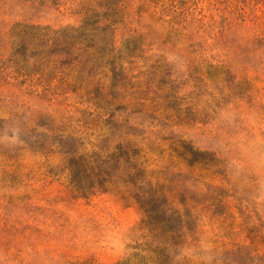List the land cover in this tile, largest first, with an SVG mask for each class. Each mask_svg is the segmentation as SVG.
Returning a JSON list of instances; mask_svg holds the SVG:
<instances>
[{
	"label": "rangeland",
	"instance_id": "1",
	"mask_svg": "<svg viewBox=\"0 0 264 264\" xmlns=\"http://www.w3.org/2000/svg\"><path fill=\"white\" fill-rule=\"evenodd\" d=\"M82 1L0 0V264H264V0H116L113 26L89 21L102 41L77 89L23 83L18 25L78 28ZM122 137L183 216L170 243L114 166L73 188L92 179L69 159Z\"/></svg>",
	"mask_w": 264,
	"mask_h": 264
},
{
	"label": "trees",
	"instance_id": "2",
	"mask_svg": "<svg viewBox=\"0 0 264 264\" xmlns=\"http://www.w3.org/2000/svg\"><path fill=\"white\" fill-rule=\"evenodd\" d=\"M115 1L83 0L80 9L87 17L85 23L78 28L51 29L38 25H18L21 29L14 34L17 44L15 52L22 54L21 50H27L28 58L30 62L32 61V70L29 73L17 66L15 72L22 71L19 75L24 78L22 82L35 80L32 87L41 84L42 88L38 89L52 97L60 96L67 90L77 89L79 78L95 66L98 43L102 41L98 34L91 30L89 21L97 18V24L105 21L106 27L113 26L121 14L119 8L114 6ZM38 89L31 91L36 92ZM87 99L94 100L90 97ZM95 107L94 112L102 111V106ZM110 120H104L110 129L116 130L121 126V123H112ZM96 148L97 150L90 153L76 154L69 159L67 168L72 182L73 177L85 176L92 179L88 183L75 184L73 188L81 195L104 189L106 172L101 169L103 166H114V169L121 171L119 177L122 184L134 191L133 196L144 214L142 226L156 239L160 238L162 243L175 240L181 233L183 225L177 223L183 221V216L169 205L159 190L152 187L151 190L154 191L150 193L144 188L142 183L144 181L140 180L143 168L137 160L138 149L131 140L122 137L116 142L112 141L108 146H103L100 142ZM194 153H197V150L192 149L189 155ZM215 161V158H211L206 163L213 164ZM172 221H176L175 228L171 226Z\"/></svg>",
	"mask_w": 264,
	"mask_h": 264
}]
</instances>
